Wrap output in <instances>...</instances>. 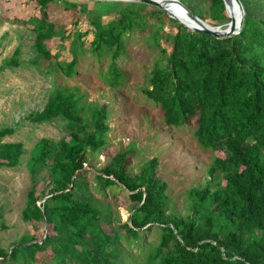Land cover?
Wrapping results in <instances>:
<instances>
[{
	"label": "trees",
	"instance_id": "16d2710c",
	"mask_svg": "<svg viewBox=\"0 0 264 264\" xmlns=\"http://www.w3.org/2000/svg\"><path fill=\"white\" fill-rule=\"evenodd\" d=\"M56 1L36 0L41 18L29 20L44 58L51 56L45 40L54 34L44 12ZM204 1L206 12L195 15L214 25L228 20L223 0ZM239 1L242 24L225 37L193 31L153 5L145 11L142 2L123 3L105 22L85 4L64 2L74 19L71 57L55 63L62 75L72 77L87 52L108 59L100 76L119 87L124 73L117 60L134 32L157 52L147 76L150 85L142 91L159 106L164 123L180 127L194 116L200 147H222L227 156L212 158L207 178L185 193L188 211L179 213L170 206L166 183L154 175L155 159L130 173L126 158L132 148L116 152L93 172L92 189L126 191L130 214L107 231L103 223L111 214H103L104 203L88 191L82 175L88 156L106 143V106L85 107L76 89L55 87L42 109L27 115L38 124L61 118L69 131L56 142L40 137L27 161L31 186L21 216L45 223L46 229L38 239L22 234L8 251L0 247L1 262L33 264L36 253L49 248L57 264H264V11L255 2ZM186 7L192 10V4ZM147 15L157 24L149 25ZM167 24L173 33L164 31ZM17 55L15 49L8 65H17ZM13 131L0 128V166L20 161L22 143L2 141ZM42 168L48 170L50 188L40 194L36 181ZM148 234L154 238L146 240Z\"/></svg>",
	"mask_w": 264,
	"mask_h": 264
},
{
	"label": "rangeland",
	"instance_id": "374dc122",
	"mask_svg": "<svg viewBox=\"0 0 264 264\" xmlns=\"http://www.w3.org/2000/svg\"><path fill=\"white\" fill-rule=\"evenodd\" d=\"M250 1L257 3L260 10L264 11V0ZM64 2L85 4L93 15L101 16L104 22L117 14L123 3H139L134 0H57L50 4L44 14L46 20L53 22L54 34L45 40L51 56L44 58L37 52L35 33L29 23L30 18H41L42 13L36 0H0V128L14 129L2 141L21 142L23 145L20 161L16 166H0V247L7 251L22 234L27 233L38 239L46 229L45 223L27 221L21 216L26 192L31 186L27 161L30 150L40 137L56 142L62 137L68 138L69 131L61 118L55 117L38 124L29 120L27 115L41 110L55 87L76 89L82 96L85 107L88 104L106 106V143L98 153L88 156L82 175L87 182L88 191L104 203L103 214H111L107 220L109 224L103 223L107 231L128 221L130 214V201L126 191L115 187L112 193L102 194L92 189L93 172L108 163L116 152L132 148L126 158V168L130 173L137 172L146 161L155 159L154 175L166 183L165 191L170 206L179 213L188 211L185 193L207 178L205 169L212 158L227 156L222 147L214 150L200 147L193 135L194 116L180 127L164 123L159 106L142 91L143 87L150 85L147 76L157 52L141 37L134 36V32L128 38L125 56L117 60L124 73L119 87L109 86L100 76L107 67L108 59L102 57L97 60L87 52L78 58L77 72L72 77L62 75L55 63L56 60L67 61L71 57V19H74L71 8L67 10ZM180 2L188 7L192 4L193 14L206 12L204 0ZM147 5L145 11L152 7L151 4ZM226 13L228 20L220 24V28L226 27L232 15L229 8ZM79 17L86 16L83 13ZM147 17L149 25L157 24L154 17ZM201 19L209 26H218L208 19ZM235 21L238 23V19ZM86 25L82 24L81 29ZM163 29L166 33L174 31V27L168 24ZM90 39L91 35L83 38L86 46ZM15 49H18L17 65H8ZM49 188L48 170L42 168L37 173L36 193H48ZM152 238V234L145 237L146 240ZM132 250L136 251V247H132ZM0 264H22V260L15 263L0 261ZM33 264L57 263L50 249L46 248L36 253Z\"/></svg>",
	"mask_w": 264,
	"mask_h": 264
},
{
	"label": "water",
	"instance_id": "95a60500",
	"mask_svg": "<svg viewBox=\"0 0 264 264\" xmlns=\"http://www.w3.org/2000/svg\"><path fill=\"white\" fill-rule=\"evenodd\" d=\"M134 1H138V2H142V3H146V4H151L154 6H157L158 8L162 9L163 11H165L169 16L176 18L175 16H173L166 8V4L168 0H134ZM232 2L233 4H236L239 9V19H238V23L235 22V20L233 19V17H229V21L226 23V27L225 28H220L221 26H209L206 22H204L201 18H199L197 15L193 14L183 3H181L179 0H174V2H176L181 8H183V10L185 11V13L191 18V20L193 21V25H188L185 24L181 21H179L177 18V20L179 21V23H181L182 25L188 27L189 29L193 30V31H199L201 33H206V34H210L216 37H225V36H229L231 34H234L237 32V30L240 28L241 24H242V19H243V7L240 3L239 0H223L224 5H225V9L227 11L228 9V3ZM46 198V197H44ZM44 198L42 199V201L44 200Z\"/></svg>",
	"mask_w": 264,
	"mask_h": 264
},
{
	"label": "bare ground",
	"instance_id": "6f19581e",
	"mask_svg": "<svg viewBox=\"0 0 264 264\" xmlns=\"http://www.w3.org/2000/svg\"><path fill=\"white\" fill-rule=\"evenodd\" d=\"M166 2V8L173 16L182 19L181 22L183 23H187L190 26L193 25V21L191 20V18L185 13L183 8H181L176 2H174V0H168ZM228 8L230 13L232 14L231 17H233L234 20L239 19V7L230 1L228 3Z\"/></svg>",
	"mask_w": 264,
	"mask_h": 264
}]
</instances>
